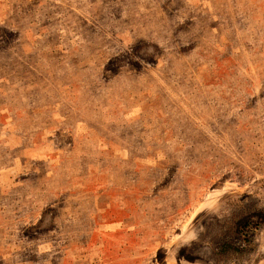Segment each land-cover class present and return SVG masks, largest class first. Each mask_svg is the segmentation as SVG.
Returning a JSON list of instances; mask_svg holds the SVG:
<instances>
[{"label": "rangeland", "instance_id": "374dc122", "mask_svg": "<svg viewBox=\"0 0 264 264\" xmlns=\"http://www.w3.org/2000/svg\"><path fill=\"white\" fill-rule=\"evenodd\" d=\"M0 264H264V0H0Z\"/></svg>", "mask_w": 264, "mask_h": 264}]
</instances>
